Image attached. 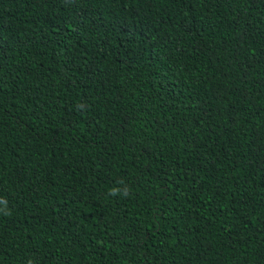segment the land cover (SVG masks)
Segmentation results:
<instances>
[{
    "label": "trees",
    "instance_id": "1",
    "mask_svg": "<svg viewBox=\"0 0 264 264\" xmlns=\"http://www.w3.org/2000/svg\"><path fill=\"white\" fill-rule=\"evenodd\" d=\"M0 200V264H264V0H0Z\"/></svg>",
    "mask_w": 264,
    "mask_h": 264
},
{
    "label": "clouds",
    "instance_id": "2",
    "mask_svg": "<svg viewBox=\"0 0 264 264\" xmlns=\"http://www.w3.org/2000/svg\"><path fill=\"white\" fill-rule=\"evenodd\" d=\"M120 186L113 187L109 192V196H122L127 197L130 194V188L123 184V181L119 182ZM0 205H3V208H0V211H3L5 215H7L6 207L7 202L5 200H0ZM27 264H33L32 260H29Z\"/></svg>",
    "mask_w": 264,
    "mask_h": 264
}]
</instances>
